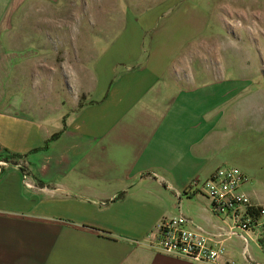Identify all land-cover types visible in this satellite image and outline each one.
<instances>
[{
    "label": "crops",
    "instance_id": "obj_1",
    "mask_svg": "<svg viewBox=\"0 0 264 264\" xmlns=\"http://www.w3.org/2000/svg\"><path fill=\"white\" fill-rule=\"evenodd\" d=\"M58 3L0 0V264H211L153 247L159 224L179 216L226 245L216 264H263L191 188L225 166L248 176L244 191L262 173L245 133L234 146V85L172 72L181 53L163 58L161 45L143 61L78 56L76 68L56 59L54 39L15 41L22 16ZM245 192L264 206L253 185Z\"/></svg>",
    "mask_w": 264,
    "mask_h": 264
},
{
    "label": "rangeland",
    "instance_id": "obj_2",
    "mask_svg": "<svg viewBox=\"0 0 264 264\" xmlns=\"http://www.w3.org/2000/svg\"><path fill=\"white\" fill-rule=\"evenodd\" d=\"M58 2L42 15L22 16L18 22L20 30L14 33L15 41L38 44V39L48 43L54 39L59 46L56 59L73 66L78 56L97 57V61L102 57L143 61L161 45L159 52L163 58H175L181 53L172 72H194L202 78L233 84L234 146L238 148L247 137L248 152L258 155L257 166L262 170L245 191L253 185L264 202V0ZM195 17L197 22L192 21ZM49 24L56 31L42 26ZM40 26L42 32H38ZM87 41L91 42L90 47H77ZM252 245L256 254L264 257L259 245Z\"/></svg>",
    "mask_w": 264,
    "mask_h": 264
},
{
    "label": "built area",
    "instance_id": "obj_3",
    "mask_svg": "<svg viewBox=\"0 0 264 264\" xmlns=\"http://www.w3.org/2000/svg\"><path fill=\"white\" fill-rule=\"evenodd\" d=\"M22 168L24 160L13 159ZM6 165L4 161L1 166ZM29 178L24 171V179ZM249 181L248 176L239 168L225 166L206 181L196 179L192 189L203 193L212 202L215 215L223 216L234 223L229 235L240 237L246 247L255 241L264 254V206L254 204L244 191V185ZM29 186V185H28ZM263 207L257 217L254 210ZM153 247L160 252L178 257L189 258L197 263L216 264L227 253V247L222 241H214L200 229H195L191 221L184 216L163 220L155 233L149 236ZM223 264H260L252 263L249 257L244 262L226 261ZM264 264V263H263Z\"/></svg>",
    "mask_w": 264,
    "mask_h": 264
},
{
    "label": "trees",
    "instance_id": "obj_4",
    "mask_svg": "<svg viewBox=\"0 0 264 264\" xmlns=\"http://www.w3.org/2000/svg\"><path fill=\"white\" fill-rule=\"evenodd\" d=\"M57 136H58V135H54L50 140H48V141L46 142V146L44 147V149H47L48 146H49V144H50V142H51V140L55 139ZM18 158H20V157H16V156H8V157L6 158V161H7V162H10V161H13V159H18ZM119 197H122V194H120V195L118 196V198H119ZM262 210H263V207H258L257 210H254V214L258 217V216H259V212H261ZM260 242H261L262 244H264V241H263V240H260Z\"/></svg>",
    "mask_w": 264,
    "mask_h": 264
}]
</instances>
